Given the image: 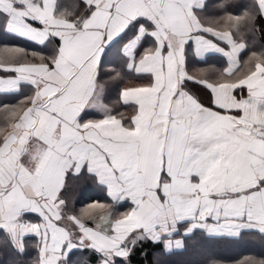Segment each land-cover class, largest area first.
I'll return each mask as SVG.
<instances>
[{
	"label": "snow or ice",
	"instance_id": "1",
	"mask_svg": "<svg viewBox=\"0 0 264 264\" xmlns=\"http://www.w3.org/2000/svg\"><path fill=\"white\" fill-rule=\"evenodd\" d=\"M260 36L264 0H0V39L18 42L0 49L14 56L0 59V95L30 86L0 105V264H131L145 243L182 250L181 227L264 236ZM113 53L147 81L120 90L128 115L105 103L123 79L105 70ZM206 54L227 66L194 77ZM81 177L105 189L98 215L69 207Z\"/></svg>",
	"mask_w": 264,
	"mask_h": 264
},
{
	"label": "trees",
	"instance_id": "2",
	"mask_svg": "<svg viewBox=\"0 0 264 264\" xmlns=\"http://www.w3.org/2000/svg\"><path fill=\"white\" fill-rule=\"evenodd\" d=\"M70 2V0H69ZM252 38L249 37L251 42ZM17 41L12 39H0V49L7 47H13L17 44ZM255 48L257 51H261L264 45V36L257 37ZM38 52L47 53V49L36 47L30 49ZM251 49H249V54ZM0 59H14L13 54L0 51ZM32 59L31 55L28 57ZM121 57L115 53L109 57L112 61L111 64H106L105 68L110 65L122 66V62H119ZM122 61V59H121ZM106 71H109L108 69ZM112 71V70H110ZM106 79V78H105ZM139 81L135 79H126L112 83L108 81L106 85L105 101L112 105V96L118 94L119 88L124 85H134ZM193 90L198 92L199 86L193 85ZM30 94V86H23L18 94L0 95V105L8 104L15 105L18 101L22 100L24 96ZM3 126V116L0 114V127ZM93 181L89 178L81 177L78 179H69V185L67 189V198L69 201V207L76 213H79L81 207H87L89 204L100 202L108 203L107 196L103 194L102 190L98 188H92ZM125 208H117V212H123ZM102 210H95L93 215H98ZM87 219V217L85 218ZM90 223V221H89ZM182 228V227H181ZM182 230V229H181ZM181 234V232L179 233ZM184 247L182 250H174L171 253H165L163 251L162 244L153 245L151 243H145L142 246H138L137 250L131 257V264H211L212 260L216 261V264H242V262L248 257L264 258V236L258 233L244 234L241 238H229V237H213L209 238L202 232L196 231L195 233L184 236ZM208 247L206 250L205 248ZM202 250L204 251L203 253ZM142 252H146L147 255H142ZM198 253V254H197ZM34 255V251L29 248L24 259ZM87 253H77L73 257L74 260H80L87 256Z\"/></svg>",
	"mask_w": 264,
	"mask_h": 264
},
{
	"label": "crops",
	"instance_id": "3",
	"mask_svg": "<svg viewBox=\"0 0 264 264\" xmlns=\"http://www.w3.org/2000/svg\"><path fill=\"white\" fill-rule=\"evenodd\" d=\"M209 11L211 12V11H213V9L210 7L209 8ZM256 45V44H255ZM264 46V45H263ZM251 50L250 51H256V52H259V51H257L256 50V48H255V46L254 47H252V48H250ZM211 57L210 59L208 58V57ZM247 58V55H245V56H242L241 57V60H244V59H246ZM205 59H206V63L205 62H200V61H196V60H192L190 63H189V65H188V72L190 73V74H192L194 77H199L200 75H202V71L201 70H205V69H207L208 70V76L209 77H213L216 73L214 72V71H212V69H220V70H222L224 67H226L227 65H226V62H225V60H224V58L223 57H219V56H217V54H206V57H205ZM119 62H122L121 61V59L119 60ZM123 63V62H122ZM113 70V69H115V70H117V71H123V79H116V80H111V82L112 83H116V82H120V81H125L126 79H134V81H135V79H136V81L138 80L139 82L137 83V84H134V85H124V86H122V87H120L119 88V91H118V94H114L113 96H112V105H114L115 106V108H116V110L117 111H121V112H124L126 115H128V114H130V112H131V109H129V108H127V107H125V106H123L122 104H120V103H118V100H119V92H120V90L122 89V88H126V87H138V86H144L146 83H147V81H145V80H141V79H139V78H136L135 76H134V74H131V73H127L126 72V70H123L122 69V66H118V65H110V66H108V67H106L105 68V70ZM107 79V78H106ZM27 84H22L21 85V88L23 87V86H26ZM195 93H197V94H202V90L201 89H199L198 90V92H196V91H194ZM105 103H108L107 101H105ZM109 105H111L110 103H108ZM93 181V184H92V188H98L99 190H102L103 192V194H105L106 195V192H105V189L104 188H102V187H100L99 185H97L96 183H95V181L94 180H92ZM96 203V202H95ZM93 204V203H92ZM89 205H91V204H89ZM88 205V206H89ZM81 207L80 208V210L81 209H87L89 212H91L92 214L94 213V211L95 210H98V209H91V208H89V207ZM86 218V217H85ZM182 229V230H181ZM183 231H184V229L183 228H180V231H179V233L181 232V234L183 233ZM177 234L176 236H175V239H183L184 238V236H182L181 234ZM183 242H184V239H183Z\"/></svg>",
	"mask_w": 264,
	"mask_h": 264
},
{
	"label": "rangeland",
	"instance_id": "4",
	"mask_svg": "<svg viewBox=\"0 0 264 264\" xmlns=\"http://www.w3.org/2000/svg\"><path fill=\"white\" fill-rule=\"evenodd\" d=\"M207 248H208V247H206V248H205V250H206ZM203 252H204V251L202 250V252H201V253H203ZM197 254H198V253H197ZM193 264H194V263H193Z\"/></svg>",
	"mask_w": 264,
	"mask_h": 264
}]
</instances>
